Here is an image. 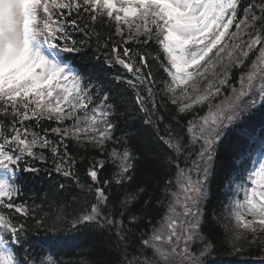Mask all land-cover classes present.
<instances>
[{
	"label": "snow or ice",
	"instance_id": "1",
	"mask_svg": "<svg viewBox=\"0 0 264 264\" xmlns=\"http://www.w3.org/2000/svg\"><path fill=\"white\" fill-rule=\"evenodd\" d=\"M100 27L112 30L102 44L109 49L104 65L122 66L147 89V96L139 91L135 96L139 111L146 114L145 124H152L156 106V79L143 71L150 68V56L167 74L161 82L168 100L179 113L193 115L187 135L168 131L159 138L177 156L195 154L194 168L188 171H195L197 179L180 172L181 193L160 228L137 241L139 248L130 244L123 219L133 211L135 194L113 213L107 188L98 186L132 181L136 157L128 142L114 135V105L104 83H94L73 63L93 34L101 44ZM151 43L159 45L155 55L128 47ZM127 84L138 87L131 79ZM254 110H264V0H0V264H59L51 256L44 258L43 252L34 256L33 248L26 247L29 241L23 237L28 228L21 220L31 212L26 204L17 203L23 191L18 173H38L27 166L28 160L47 163L45 151L51 153L57 173L71 177L94 197L73 227L95 223L115 229V247L121 254L116 264H205L215 242L204 233L199 206L218 149L232 134L239 140L233 154L242 163L232 164L231 171L247 184L239 185L244 188L243 202H236L229 213L235 220L231 239L264 250V127L257 134L248 126ZM41 121L63 125L50 129L57 141L49 139L48 128L35 131ZM153 127L159 133V125ZM66 141L100 151H107L109 141L120 143L123 151L113 148L109 154L118 168L115 177L101 181L98 170L104 164L94 162L86 171L93 183L82 182L73 170ZM252 153L259 156L258 167L248 168L246 157ZM116 215L122 219L116 220ZM33 219L36 228L45 227L42 218ZM136 219L132 215L129 223ZM42 243L55 253L69 241L50 236Z\"/></svg>",
	"mask_w": 264,
	"mask_h": 264
},
{
	"label": "trees",
	"instance_id": "2",
	"mask_svg": "<svg viewBox=\"0 0 264 264\" xmlns=\"http://www.w3.org/2000/svg\"><path fill=\"white\" fill-rule=\"evenodd\" d=\"M99 30L101 44L97 45L93 34L92 40L84 45L85 52L74 56L73 63L83 72L88 73L94 83H104L110 102L114 105L113 120L117 125L114 135L122 141L126 140L129 150L136 157L132 181L121 186L116 185L113 180L111 185L98 186L107 188L110 199L115 205V208L112 205L108 206L109 211L113 213L121 206V201L135 194L136 198L130 204L133 211L126 213L123 219L124 228L130 230L131 233L130 244L139 248L137 241L141 237L150 238L153 231L160 228L164 217L169 214L170 204H173L176 195L181 193L178 184L180 172H188L193 180L197 179L195 171H188L194 168L195 154L177 156L176 153L167 149L159 138L167 135L168 131L174 135H187L188 122L193 119V115L192 113H179L176 105L168 100L161 82L167 78V74L150 56V68H145L143 71L151 72L156 79L153 97L156 106L154 115L151 116L152 124H145L143 121L146 114L139 111L135 96L137 91L142 96H147V89L139 85L135 76L122 66L113 65L109 69L104 65V54L109 49L103 48L102 44L107 42V37L112 30L106 27H100ZM74 36L88 40L82 34L74 33ZM128 47L134 50L140 47L155 55L159 45L155 43H151L150 46L130 44ZM96 56H100V60H96ZM117 75L122 77L119 82L115 80ZM129 79L138 85L137 89L127 84ZM235 86L239 88L238 83ZM147 106L153 107L150 103ZM254 113L248 126L259 134L261 128L264 127V110H254ZM65 123L71 122L66 121ZM156 124L159 125V133L153 127ZM57 126L63 127L54 122L41 121V127L35 128V131L42 133L43 128H48L49 139L57 141L59 138L50 132L52 127ZM66 143L69 145L68 152L75 162L73 170L82 182L93 183L86 176V171L94 162L104 164V168L98 170L101 181L115 177L118 168L109 154L113 148L123 151L120 143L107 142L105 146L107 151H100L91 145L80 147L72 141H66ZM238 146L237 136L228 135L223 146L218 149L216 160L205 181V198L199 206L201 224L204 233L215 242L211 254L204 258L205 264H264V250L257 246H249L242 240L234 243L231 239L230 229H234L235 220L230 218L229 213L235 205L237 192L241 190L239 185L246 184V181H239L235 178L230 167L232 164L239 167L242 163L241 159L233 154ZM60 151L63 153L64 149L61 148ZM45 155L48 157L47 163L28 160L27 166L36 167L39 169L38 173H18L21 177L20 186L23 191L17 203L26 204L31 212V215L21 220L28 228L27 237H23L29 241L26 247L33 248L34 256L43 252L44 258L51 256L57 259L59 264H116L121 254L115 247L114 228L109 231L108 226L101 228L95 223L88 226L78 224L73 227L75 218L83 214V209L89 208L90 204L94 203L93 195L86 188L78 187L71 177H64L57 173L51 153L45 151ZM256 156L252 153L251 156L246 157L248 168H253ZM61 184H64L63 189L60 188ZM177 210L182 211L178 205ZM132 215L137 218L134 224L129 223ZM33 217L42 218L45 227L36 228ZM57 217H62V219L57 220ZM115 219L122 218L116 215ZM50 236L63 237L69 243L58 247L55 253L49 252L42 242Z\"/></svg>",
	"mask_w": 264,
	"mask_h": 264
},
{
	"label": "rangeland",
	"instance_id": "3",
	"mask_svg": "<svg viewBox=\"0 0 264 264\" xmlns=\"http://www.w3.org/2000/svg\"><path fill=\"white\" fill-rule=\"evenodd\" d=\"M258 161H259V156H257L255 163H254V168L258 167ZM247 184V183H246ZM245 184V186H246ZM242 194L241 198L240 195ZM243 198H244V188L242 190H240L239 192H237L236 194V202H243Z\"/></svg>",
	"mask_w": 264,
	"mask_h": 264
}]
</instances>
